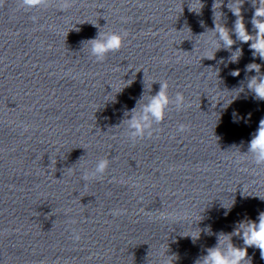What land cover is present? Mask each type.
I'll list each match as a JSON object with an SVG mask.
<instances>
[{
    "label": "clouds",
    "instance_id": "9594fccd",
    "mask_svg": "<svg viewBox=\"0 0 264 264\" xmlns=\"http://www.w3.org/2000/svg\"><path fill=\"white\" fill-rule=\"evenodd\" d=\"M59 2L60 10L64 11L71 7L75 0H59ZM196 2L200 5L199 11L194 10L193 4L189 5V10L199 14L203 5L201 0H196ZM248 2L254 9L250 21L252 25L251 33L246 28L242 15V6L245 0H229L227 3V8L236 17L232 29L224 26L223 23H217V8H221L223 0H215L213 4L215 27L206 32L211 31L212 35L204 41L208 45V50L214 49V51H212L210 56L205 55L203 58L214 59L215 53L223 48L231 53L228 58L229 62H238L243 54L242 49L236 48L235 51L232 49L236 41H239L249 44L253 58L259 57L264 60V0H248ZM3 3L4 0H0V5ZM51 3L52 0H19V7L24 10H32L47 8ZM219 14L222 19L223 14L221 11H219ZM201 24L203 26V22ZM76 30L79 31V29ZM127 35L126 31H102L99 29L95 38L82 43L83 46L88 45L90 57H93L96 62H103L109 53L118 52L122 49ZM233 35H235V40ZM220 63H224L223 59ZM246 71L256 72V75L247 79V89L254 94V99L264 101V73H261V65L250 63L246 65ZM230 74L239 76L240 72L235 70ZM158 83L160 88L155 95L147 94L146 97L144 93L134 108L124 111L125 118L121 124L126 125L125 134L132 142L143 139L146 136L150 137L157 130L154 126L161 124L165 120L166 114L172 106L178 111L187 107L185 97L181 92H177L175 97L172 98L168 93L169 84L166 81ZM250 116L251 114H249V118ZM234 122H236L235 119ZM178 130L184 131L185 126L180 125ZM244 155H249L255 165L264 168V118L259 121L258 129L252 135L248 151ZM110 163L111 161L108 158H99L95 162L94 167L91 169L85 168L81 174V179L85 182V186L89 180L101 178L109 168ZM257 220L258 222L246 218L237 223L232 233H219L217 235V243L213 247L206 248V255L198 258L195 264H252V257L248 254L249 248L258 249L260 258L264 260V211L259 213ZM197 229L198 234L196 236L190 235L194 242L199 239L201 231L207 235L214 234L210 226L204 229ZM234 236L239 237L243 241L242 247L233 243ZM73 238L79 240V234L74 232ZM166 253L167 251L162 254L160 264H168L169 258L174 257Z\"/></svg>",
    "mask_w": 264,
    "mask_h": 264
}]
</instances>
